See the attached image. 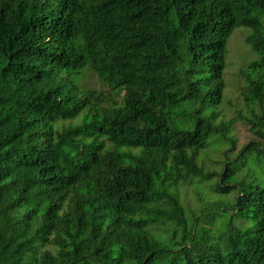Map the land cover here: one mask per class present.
<instances>
[{"label": "trees", "instance_id": "16d2710c", "mask_svg": "<svg viewBox=\"0 0 264 264\" xmlns=\"http://www.w3.org/2000/svg\"><path fill=\"white\" fill-rule=\"evenodd\" d=\"M0 264H264V0H0Z\"/></svg>", "mask_w": 264, "mask_h": 264}, {"label": "rangeland", "instance_id": "374dc122", "mask_svg": "<svg viewBox=\"0 0 264 264\" xmlns=\"http://www.w3.org/2000/svg\"><path fill=\"white\" fill-rule=\"evenodd\" d=\"M248 30L244 27L237 28L229 39L228 43V58H229V89L227 91V99L230 103H226L228 113L234 116L238 113V110L244 106L241 104V88L244 85L243 78L240 73V68L247 65L249 59L256 57V54L252 48L246 43V36ZM83 86L88 88H102L107 87L94 73H88L83 78ZM244 112H246L244 110ZM236 131L239 137L238 146H242L247 143L252 135L249 131V127L241 120L237 121ZM200 196V195H199ZM199 196L196 192L190 191L185 194V204L188 206L189 202L191 205L200 204Z\"/></svg>", "mask_w": 264, "mask_h": 264}]
</instances>
